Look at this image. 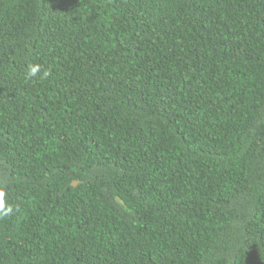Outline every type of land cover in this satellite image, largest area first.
Returning a JSON list of instances; mask_svg holds the SVG:
<instances>
[{
	"label": "trees",
	"instance_id": "trees-1",
	"mask_svg": "<svg viewBox=\"0 0 264 264\" xmlns=\"http://www.w3.org/2000/svg\"><path fill=\"white\" fill-rule=\"evenodd\" d=\"M0 187V264H264V0H0Z\"/></svg>",
	"mask_w": 264,
	"mask_h": 264
},
{
	"label": "clouds",
	"instance_id": "clouds-1",
	"mask_svg": "<svg viewBox=\"0 0 264 264\" xmlns=\"http://www.w3.org/2000/svg\"><path fill=\"white\" fill-rule=\"evenodd\" d=\"M49 76V71L43 69V66L37 63L29 64L26 70V78H39L41 80L46 79ZM5 189L0 187V218L8 217L15 211L14 206L11 203L5 201Z\"/></svg>",
	"mask_w": 264,
	"mask_h": 264
},
{
	"label": "water",
	"instance_id": "water-1",
	"mask_svg": "<svg viewBox=\"0 0 264 264\" xmlns=\"http://www.w3.org/2000/svg\"><path fill=\"white\" fill-rule=\"evenodd\" d=\"M76 183H77V181L74 182V184H76Z\"/></svg>",
	"mask_w": 264,
	"mask_h": 264
}]
</instances>
